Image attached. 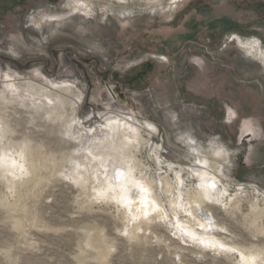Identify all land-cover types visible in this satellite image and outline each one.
I'll return each instance as SVG.
<instances>
[{
	"label": "rangeland",
	"instance_id": "374dc122",
	"mask_svg": "<svg viewBox=\"0 0 264 264\" xmlns=\"http://www.w3.org/2000/svg\"><path fill=\"white\" fill-rule=\"evenodd\" d=\"M0 264H264V0H0Z\"/></svg>",
	"mask_w": 264,
	"mask_h": 264
},
{
	"label": "bare ground",
	"instance_id": "6f19581e",
	"mask_svg": "<svg viewBox=\"0 0 264 264\" xmlns=\"http://www.w3.org/2000/svg\"><path fill=\"white\" fill-rule=\"evenodd\" d=\"M206 158V157H205ZM209 159V158H208ZM201 166V165H200ZM203 169V168H202ZM204 171V170H203ZM121 172V171H120ZM204 173V172H203ZM205 177V176H204ZM212 180V179H211ZM207 185H208V183H207ZM212 216V215H211Z\"/></svg>",
	"mask_w": 264,
	"mask_h": 264
},
{
	"label": "snow or ice",
	"instance_id": "6c2138e0",
	"mask_svg": "<svg viewBox=\"0 0 264 264\" xmlns=\"http://www.w3.org/2000/svg\"><path fill=\"white\" fill-rule=\"evenodd\" d=\"M212 187H215V185H212Z\"/></svg>",
	"mask_w": 264,
	"mask_h": 264
}]
</instances>
